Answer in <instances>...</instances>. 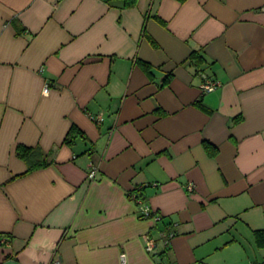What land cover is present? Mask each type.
<instances>
[{"label": "crops", "instance_id": "0c3cea01", "mask_svg": "<svg viewBox=\"0 0 264 264\" xmlns=\"http://www.w3.org/2000/svg\"><path fill=\"white\" fill-rule=\"evenodd\" d=\"M256 229L264 0H0L3 264H264Z\"/></svg>", "mask_w": 264, "mask_h": 264}, {"label": "built area", "instance_id": "2783aa9c", "mask_svg": "<svg viewBox=\"0 0 264 264\" xmlns=\"http://www.w3.org/2000/svg\"><path fill=\"white\" fill-rule=\"evenodd\" d=\"M203 78H204L203 82L200 85V90L202 93L210 92L218 86V83L215 80H213L207 76H203ZM47 89H48V84L45 83L44 88H43V93H46ZM89 117L91 119H94V120H99L101 118V115H100V113H98L96 115L90 114ZM95 172H96L95 165H91L90 171L88 173V178H94ZM185 186H186V190L188 192H191L193 190L192 183H188ZM143 187H144L143 185L136 186L130 192L131 198L135 201L138 209L140 210V217H142V218L153 217V220L160 221L162 219V217L153 213L149 209V207L145 204V200H144L143 196L140 194V191L143 189ZM173 235H174V231L172 229V226H170V224H168L165 227V229L162 230V232L160 234V238H161V240L165 246L168 245L169 240L173 237ZM9 240L10 239H9L8 235H5V234L0 235V264H3V260H4L2 249L5 245H7L9 243ZM154 245H155V240L150 235H146L145 245H144L145 250L146 251L151 250L154 247ZM120 261H121V264H125L124 254L120 255ZM54 264H56V262ZM159 264H161V263H159Z\"/></svg>", "mask_w": 264, "mask_h": 264}, {"label": "trees", "instance_id": "16d2710c", "mask_svg": "<svg viewBox=\"0 0 264 264\" xmlns=\"http://www.w3.org/2000/svg\"><path fill=\"white\" fill-rule=\"evenodd\" d=\"M141 66L148 70V65L145 62H141ZM70 132L76 133L78 130L76 127L72 126ZM16 154L25 162L26 172L45 167L51 163V160L48 159L47 155H45L41 148L37 146L27 147L19 145L16 149ZM253 237L254 242L258 247H264V229L253 230Z\"/></svg>", "mask_w": 264, "mask_h": 264}]
</instances>
